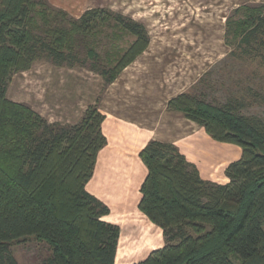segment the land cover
I'll list each match as a JSON object with an SVG mask.
<instances>
[{
	"label": "trees",
	"instance_id": "16d2710c",
	"mask_svg": "<svg viewBox=\"0 0 264 264\" xmlns=\"http://www.w3.org/2000/svg\"><path fill=\"white\" fill-rule=\"evenodd\" d=\"M108 21L134 40L111 44L105 57L91 47L83 55L79 47ZM148 42L141 24L106 9L75 19L47 0H0V264H18L11 246L30 240L47 247L45 264H114L119 227L101 220L108 208L85 189L105 145L98 105L61 125L6 93L11 77L39 60L87 68L107 86ZM225 43L229 55L253 53L264 64V4L227 17ZM195 88L167 108L237 144L241 157L218 184L202 180L171 144L150 141L139 154L147 175L138 208L164 245L134 264H264V119L240 113L237 99L211 106Z\"/></svg>",
	"mask_w": 264,
	"mask_h": 264
},
{
	"label": "crops",
	"instance_id": "0c3cea01",
	"mask_svg": "<svg viewBox=\"0 0 264 264\" xmlns=\"http://www.w3.org/2000/svg\"><path fill=\"white\" fill-rule=\"evenodd\" d=\"M190 1V5L178 9L213 15L152 22L150 17L130 14L137 11L135 0H47L51 7L75 19L90 9H106L128 17L145 28L147 47L107 86L101 75L87 68L39 60L15 73L7 88L9 100L28 105L48 123L74 125L89 106L98 105L104 116L101 132L105 145L96 155L85 189L108 208L101 220L119 227L114 264L137 263L164 245L162 230L138 208L140 188L147 175L139 154L150 141L171 144L202 180L218 184L229 181L225 170L241 157L240 146L213 139L182 112L169 110L167 103L190 91L218 60L229 55L226 18L221 19L217 30L215 12L264 4V0ZM142 230L147 233L144 242ZM140 241L142 248L131 249L130 242ZM118 251L123 253L121 260ZM131 252H137V256H131Z\"/></svg>",
	"mask_w": 264,
	"mask_h": 264
},
{
	"label": "rangeland",
	"instance_id": "374dc122",
	"mask_svg": "<svg viewBox=\"0 0 264 264\" xmlns=\"http://www.w3.org/2000/svg\"><path fill=\"white\" fill-rule=\"evenodd\" d=\"M188 2L191 1L135 0L134 8L137 11L134 13L131 11L130 14L135 15V18L150 17L152 22H157L159 20L164 21V19H172L174 22H176V20L179 21V19L189 20L191 17H196V14H198L197 18H199V16L201 18V16L213 15L203 12L187 13L186 11L178 9V6L190 5ZM201 2L202 0H197V4ZM150 4H152L153 7ZM250 5H252V3H250ZM144 9L146 12H143ZM149 9L153 11L152 19L150 11H148ZM202 10L203 9L200 8V11ZM232 14L233 11L224 13L215 12L214 16L217 30H219L218 25L221 19H225ZM239 16L240 15H236L234 17L238 18ZM160 17H162V19H160ZM115 25L114 21H108L103 24L102 27L98 28L99 31L95 33L96 36L93 38L89 37L83 42L84 44L81 45L82 47H79V50L83 51L82 54L84 55V52L91 47L101 57H105L111 52L110 50H112L111 44H120L123 47L128 46L130 42L133 41L132 38ZM201 33L202 31H200V34ZM197 84L193 92H195V94H202L203 100L211 104V106L221 105L228 100L237 99L242 104V108L239 110L240 113L264 119V64H262L255 54L241 53L236 50L235 55H227L225 58L218 60L209 71V74L204 77V81L200 85ZM141 233H143L142 241L144 242L147 238V233L145 235L143 230ZM142 241H140V244H138V242H130L131 248H139V246L142 245ZM140 248H142V246ZM11 251L18 264H45V258L49 255L48 249L44 244H39L31 240L13 244L11 246ZM130 255L137 256V252H131ZM119 256L118 260H120Z\"/></svg>",
	"mask_w": 264,
	"mask_h": 264
},
{
	"label": "bare ground",
	"instance_id": "6f19581e",
	"mask_svg": "<svg viewBox=\"0 0 264 264\" xmlns=\"http://www.w3.org/2000/svg\"><path fill=\"white\" fill-rule=\"evenodd\" d=\"M150 227H151V226H150ZM140 229H141V228H140ZM148 233H149V232H148ZM140 234H141V232H140ZM154 236H155V234H154ZM151 238H152V237H151ZM129 241H130V240H129ZM148 247H150V246H147V248H148ZM143 248H144V247H143ZM131 249H132V248H131ZM144 249H145V248H144ZM134 250H135V249H134ZM140 254H141V253H140ZM119 255L121 256V255H122V252L118 251V255H117V256H119ZM120 256H119V257H120ZM127 258H128V257H126V259H127ZM120 260H121V259H120Z\"/></svg>",
	"mask_w": 264,
	"mask_h": 264
}]
</instances>
